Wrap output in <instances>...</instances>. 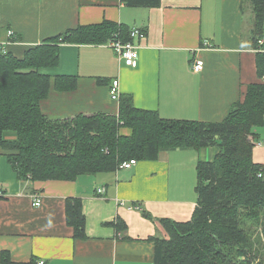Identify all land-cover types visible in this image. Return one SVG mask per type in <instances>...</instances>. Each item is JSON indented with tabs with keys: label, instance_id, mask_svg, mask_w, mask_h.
Masks as SVG:
<instances>
[{
	"label": "crops",
	"instance_id": "obj_1",
	"mask_svg": "<svg viewBox=\"0 0 264 264\" xmlns=\"http://www.w3.org/2000/svg\"><path fill=\"white\" fill-rule=\"evenodd\" d=\"M244 2L161 0L156 7H132L122 0H0V51L22 56L58 33L106 19L139 28L145 36L135 39L137 67L125 65L107 43H62L58 66L45 72L77 76V87L60 91L53 82L41 102L43 113L52 119L117 115L120 99L111 98L109 85L118 78L120 96L132 95L139 108L168 119L221 121L259 81L253 16ZM262 40L264 49V35ZM198 57L204 60L200 72L192 68ZM15 137L6 134L9 140ZM262 137L253 159L264 165ZM217 151L162 150L155 160L136 158L129 169L24 182L0 146V251L9 252L13 263L8 264H155L156 245L149 238L165 232L159 219L191 218L198 162L213 159ZM102 186L105 193L99 194ZM35 194L41 197L39 206ZM68 197L82 202L85 238L75 237L68 223Z\"/></svg>",
	"mask_w": 264,
	"mask_h": 264
},
{
	"label": "trees",
	"instance_id": "obj_2",
	"mask_svg": "<svg viewBox=\"0 0 264 264\" xmlns=\"http://www.w3.org/2000/svg\"><path fill=\"white\" fill-rule=\"evenodd\" d=\"M122 1L132 7L161 4ZM250 4L259 81L250 84L244 99L216 122L164 118L156 110L135 106L130 94L120 96L117 115L81 113L52 119L43 113L41 102L53 82L60 91L77 87V76L45 72L58 66L60 45L102 44L116 34L129 40L131 28L122 23L106 19L80 25L28 48L22 56L0 51V146L19 179L76 180L116 171L131 158L155 160L162 150L217 147L213 159L198 162V198L191 218L159 219L164 236L149 238L156 245L155 264H264V165L253 159L255 142L260 140L256 129L264 126V49L259 47L264 0ZM8 132L16 137L7 139ZM66 214L74 236L85 238L81 200L68 197ZM0 261L13 263L4 250Z\"/></svg>",
	"mask_w": 264,
	"mask_h": 264
},
{
	"label": "built area",
	"instance_id": "obj_3",
	"mask_svg": "<svg viewBox=\"0 0 264 264\" xmlns=\"http://www.w3.org/2000/svg\"><path fill=\"white\" fill-rule=\"evenodd\" d=\"M131 38L129 40H122L117 34L107 42V44L114 50L116 55L118 56V59L122 61L125 65L130 67H137L140 60V45L137 41H135L136 38H142L145 36V32L142 31L139 28H132L130 31ZM10 34L12 31L9 32ZM260 44L263 43V40L260 39ZM192 68L196 72H200L204 68V60L200 59L199 57L194 59L192 61ZM264 80V77L262 78ZM110 95L113 99H119L120 98V80L118 78H115L112 80L110 85ZM137 163V160L135 158H131L129 160L123 161L118 169H129L132 168ZM259 175H262V172L259 173ZM106 188L100 187L98 188L97 192L99 194L105 193ZM1 194V190H0ZM34 205L39 206L41 204V197H38L37 194L34 195ZM135 205L130 206V209H134ZM40 264L43 263V261L39 262Z\"/></svg>",
	"mask_w": 264,
	"mask_h": 264
},
{
	"label": "rangeland",
	"instance_id": "obj_4",
	"mask_svg": "<svg viewBox=\"0 0 264 264\" xmlns=\"http://www.w3.org/2000/svg\"><path fill=\"white\" fill-rule=\"evenodd\" d=\"M246 7H247V9L250 11V13L252 14V16H253V11H252V6H251V4H250V0H246ZM257 132L258 133H260V135H262L263 137L262 138H264V126H262V127H258L257 129ZM163 227V226H162ZM164 229V228H163ZM163 231V230H162ZM160 236H162V234H163V236H164V233L162 232L161 233V231H160Z\"/></svg>",
	"mask_w": 264,
	"mask_h": 264
}]
</instances>
